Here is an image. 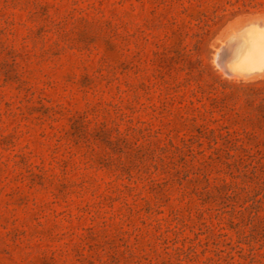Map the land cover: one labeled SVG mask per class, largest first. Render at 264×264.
I'll list each match as a JSON object with an SVG mask.
<instances>
[{"label": "rangeland", "instance_id": "374dc122", "mask_svg": "<svg viewBox=\"0 0 264 264\" xmlns=\"http://www.w3.org/2000/svg\"><path fill=\"white\" fill-rule=\"evenodd\" d=\"M252 20L264 0H0V264H264L249 158L196 129L224 95L256 121L264 72L224 70Z\"/></svg>", "mask_w": 264, "mask_h": 264}, {"label": "trees", "instance_id": "16d2710c", "mask_svg": "<svg viewBox=\"0 0 264 264\" xmlns=\"http://www.w3.org/2000/svg\"><path fill=\"white\" fill-rule=\"evenodd\" d=\"M208 26L209 24L203 21L200 37L207 33ZM245 88L252 90L250 86ZM226 99V95L219 101L215 98L212 99V108L218 107V112L221 113L220 119H214L215 122L222 120L218 127L207 131V127L201 125L196 129L199 134L209 132L208 136L213 143H217L218 140L230 143L236 151L242 152L249 158L242 174L243 183H247V185L237 187L238 190L244 193V196L238 205L239 208L234 209V212L239 217L244 218L245 225L249 226V233L243 236L244 239H247L248 243L258 242L264 240V97L257 106H253V100H246L250 107L247 114L254 111L256 121H250V126L240 125V128L235 127L241 117L239 113L234 112L230 117H227L229 110ZM212 111L210 110L209 114ZM244 117L248 120L251 119L249 115ZM191 137L194 138L195 136Z\"/></svg>", "mask_w": 264, "mask_h": 264}, {"label": "bare ground", "instance_id": "6f19581e", "mask_svg": "<svg viewBox=\"0 0 264 264\" xmlns=\"http://www.w3.org/2000/svg\"><path fill=\"white\" fill-rule=\"evenodd\" d=\"M234 33L235 35H231L227 40V42L234 41L224 63L227 74L233 76L264 72V22L252 20Z\"/></svg>", "mask_w": 264, "mask_h": 264}]
</instances>
